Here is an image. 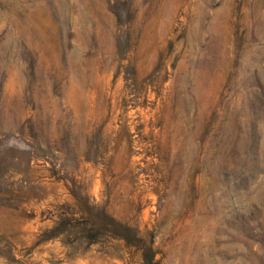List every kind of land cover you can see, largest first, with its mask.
Wrapping results in <instances>:
<instances>
[{"label":"rangeland","instance_id":"1","mask_svg":"<svg viewBox=\"0 0 264 264\" xmlns=\"http://www.w3.org/2000/svg\"><path fill=\"white\" fill-rule=\"evenodd\" d=\"M264 264V0H0V264Z\"/></svg>","mask_w":264,"mask_h":264},{"label":"trees","instance_id":"2","mask_svg":"<svg viewBox=\"0 0 264 264\" xmlns=\"http://www.w3.org/2000/svg\"><path fill=\"white\" fill-rule=\"evenodd\" d=\"M144 263H145V264H154V260H153V259H150V258H147V257H145V258H144Z\"/></svg>","mask_w":264,"mask_h":264}]
</instances>
